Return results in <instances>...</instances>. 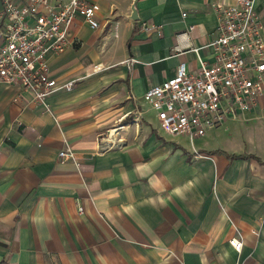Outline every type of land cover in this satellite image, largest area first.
Segmentation results:
<instances>
[{
	"label": "crops",
	"instance_id": "crops-1",
	"mask_svg": "<svg viewBox=\"0 0 264 264\" xmlns=\"http://www.w3.org/2000/svg\"><path fill=\"white\" fill-rule=\"evenodd\" d=\"M235 1L98 0L116 38L95 47L103 29L76 19V42L47 57L70 91L35 102L0 84V264H264V108L190 140L152 125L143 99L180 61L212 60L209 3Z\"/></svg>",
	"mask_w": 264,
	"mask_h": 264
},
{
	"label": "built area",
	"instance_id": "built-area-1",
	"mask_svg": "<svg viewBox=\"0 0 264 264\" xmlns=\"http://www.w3.org/2000/svg\"><path fill=\"white\" fill-rule=\"evenodd\" d=\"M0 1V84L20 87L35 102H43L58 90L70 91L76 79L61 82L51 78L47 57L62 53L76 42L71 33L76 19L90 29L100 27L98 0ZM254 3L210 2L216 32L207 43L212 60L197 55L198 66L192 71L180 61L172 77L144 92V101L166 134L187 135L193 140L228 117L264 108V34ZM192 29L188 27L187 32ZM192 50L198 53V48ZM93 68L98 71L103 65L98 63ZM193 152L194 158L206 157ZM57 156L75 161L67 144ZM229 244L240 250L242 237L237 229Z\"/></svg>",
	"mask_w": 264,
	"mask_h": 264
},
{
	"label": "rangeland",
	"instance_id": "rangeland-1",
	"mask_svg": "<svg viewBox=\"0 0 264 264\" xmlns=\"http://www.w3.org/2000/svg\"><path fill=\"white\" fill-rule=\"evenodd\" d=\"M114 22L111 20L110 17H106L103 19L102 21V25L100 28H102V32L100 33V35L98 36V38L94 41V46L98 47V45L100 46V49H104L106 47V42L107 40H112L114 38H116L117 36V29L114 27L113 29V24ZM147 120H149V122L152 125L157 126V119L155 117V112L153 110H149V112L146 115ZM237 147V146H236ZM238 148V147H237Z\"/></svg>",
	"mask_w": 264,
	"mask_h": 264
},
{
	"label": "trees",
	"instance_id": "trees-1",
	"mask_svg": "<svg viewBox=\"0 0 264 264\" xmlns=\"http://www.w3.org/2000/svg\"><path fill=\"white\" fill-rule=\"evenodd\" d=\"M234 157H240L241 155H233Z\"/></svg>",
	"mask_w": 264,
	"mask_h": 264
}]
</instances>
